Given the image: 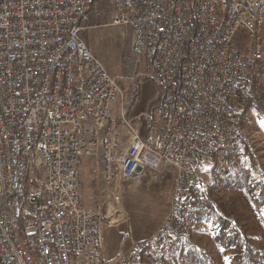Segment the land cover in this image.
I'll return each mask as SVG.
<instances>
[{
	"label": "built area",
	"instance_id": "built-area-1",
	"mask_svg": "<svg viewBox=\"0 0 264 264\" xmlns=\"http://www.w3.org/2000/svg\"><path fill=\"white\" fill-rule=\"evenodd\" d=\"M103 1L104 24L124 26L130 37L128 79L148 77L161 91L159 116L144 130L126 118L127 100L113 109L116 80L81 36L100 0H0V264H131L140 247L182 235L204 213L196 203L189 212L174 205L184 185L207 176L212 148L239 136L225 103L235 92L253 94L254 0ZM81 157L99 167L105 199L92 205L77 181ZM151 173L173 178L166 215L150 235L108 256L103 227L124 211L112 215L104 205L121 183L148 185ZM147 263H159L158 254Z\"/></svg>",
	"mask_w": 264,
	"mask_h": 264
},
{
	"label": "rangeland",
	"instance_id": "rangeland-1",
	"mask_svg": "<svg viewBox=\"0 0 264 264\" xmlns=\"http://www.w3.org/2000/svg\"><path fill=\"white\" fill-rule=\"evenodd\" d=\"M263 3L264 0L262 5ZM95 8L93 7L86 16L97 18L101 7L97 5V8ZM102 10V14L107 11L105 2H103ZM105 22L104 16V20L101 22L96 24L88 23L90 29L82 32L81 36L103 68L116 80L119 93L113 104V109L119 113L121 104L125 99L127 100L125 105L131 102L127 109L130 107V113H137L135 115L137 120L150 121L152 118L156 119L160 113L158 106L160 89L148 77L138 76L134 82L128 79L132 74V68H130L131 70L128 69L125 61V55L128 53L130 45L128 31L124 26L108 25L104 24ZM260 41L262 58L259 65L261 70L263 69L261 81L264 83V16ZM139 72H145L142 65L135 73V77ZM133 89L134 93L130 95V91H133ZM261 110L263 113L259 114L257 108L250 107L241 117V126L250 135V145L254 146L259 156V161L264 166V108H261ZM126 118L128 119V110ZM208 168H210L209 164ZM76 171L80 194L84 202L87 205H91L98 200H104V193L99 182V167L95 159L81 157L76 164ZM207 176L212 178L208 172ZM148 179L152 181L150 184L138 187L137 184L139 182L136 184L121 183L120 193H118L117 197L112 200V203L104 205L105 209H112V215L116 212L119 215L118 211L122 208L124 211L123 217H125L120 221L112 220L114 221L113 223L103 227L106 250L112 254L111 257H116L128 247L130 248L135 240L152 230L154 231L168 211L173 185L172 176L151 173Z\"/></svg>",
	"mask_w": 264,
	"mask_h": 264
},
{
	"label": "trees",
	"instance_id": "trees-1",
	"mask_svg": "<svg viewBox=\"0 0 264 264\" xmlns=\"http://www.w3.org/2000/svg\"><path fill=\"white\" fill-rule=\"evenodd\" d=\"M101 8L97 18L85 16L82 24L103 21ZM249 92L253 94L235 92L225 103L240 124L250 107L263 113L264 83L257 81ZM229 171L222 180L207 176L192 186V202L206 206L209 215L196 222L188 248L181 241L173 245L165 264H264V166L252 144L244 147ZM131 264L148 263L140 255Z\"/></svg>",
	"mask_w": 264,
	"mask_h": 264
},
{
	"label": "bare ground",
	"instance_id": "bare-ground-1",
	"mask_svg": "<svg viewBox=\"0 0 264 264\" xmlns=\"http://www.w3.org/2000/svg\"><path fill=\"white\" fill-rule=\"evenodd\" d=\"M262 1L263 0L253 1V14H255L257 30L255 31L254 37L251 38V45H255V48L252 53L249 54V64L251 70V73L249 74V91L253 88L254 84L257 81L262 80L263 77V72L259 65L262 58L260 35L264 16ZM236 132L239 136H225L221 145L217 148H212V157L209 162L210 168L207 169V172L215 180H222L226 177L246 144L250 145L251 143L250 135L243 130L238 118L236 122ZM220 156H223V158H220ZM22 179H30V171H22ZM190 192L191 185H184L183 193H186V195L183 197L182 202L174 205V212H189L192 210L195 203H193L190 198ZM21 195H29V187H21ZM196 210H204V213H199L194 218L189 219V222L182 231V235L165 233V238L155 239L152 243L145 244L140 247L137 250L136 258L142 255L147 262L150 256L158 254L159 263L157 264H165V256L176 242L181 241L182 244H185V246H190L191 233L196 222L209 215V210L202 204H196ZM163 247L164 249L161 250ZM18 264H28L27 258H19Z\"/></svg>",
	"mask_w": 264,
	"mask_h": 264
},
{
	"label": "crops",
	"instance_id": "crops-1",
	"mask_svg": "<svg viewBox=\"0 0 264 264\" xmlns=\"http://www.w3.org/2000/svg\"><path fill=\"white\" fill-rule=\"evenodd\" d=\"M83 38V37H82ZM136 88V87H135ZM134 93V89H133V91H130V95L131 94H133ZM132 100V99H131ZM129 104H131V102L129 103ZM158 106H159V104H158ZM130 108V107H129ZM127 109L128 110V119L130 120V121H140L141 122V126H142V128H143V130L144 129H146V127L150 124V122L152 121V119H154V118H152L150 121H145V120H137L136 118H135V115L137 114V113H130V109ZM118 113V112H117ZM84 201V200H83ZM86 204V203H85ZM92 205V204H91ZM165 213V212H164ZM123 218H125V217H123ZM115 224H117V223H115ZM156 227V226H155ZM153 231V230H152ZM152 231L151 232H148V233H146L144 236H141L139 239H137V240H142V239H144L145 237H147L148 235H150L151 233H152ZM136 241V240H135ZM104 246H105V239H104ZM130 246V245H129ZM129 249V247L125 250V251H127ZM105 251H106V253H107V255L108 256H112V254L109 252L108 253V251L106 250V246H105ZM125 251H123V252H125ZM122 252V253H123ZM111 254V255H110ZM121 254V253H120ZM117 256V255H116Z\"/></svg>",
	"mask_w": 264,
	"mask_h": 264
}]
</instances>
